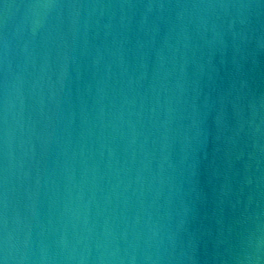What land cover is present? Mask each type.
<instances>
[{
	"label": "water",
	"instance_id": "obj_1",
	"mask_svg": "<svg viewBox=\"0 0 264 264\" xmlns=\"http://www.w3.org/2000/svg\"><path fill=\"white\" fill-rule=\"evenodd\" d=\"M0 264H264V0H0Z\"/></svg>",
	"mask_w": 264,
	"mask_h": 264
}]
</instances>
